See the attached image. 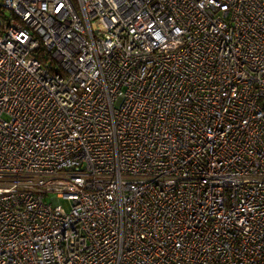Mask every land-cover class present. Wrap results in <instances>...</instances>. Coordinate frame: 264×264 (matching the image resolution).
Listing matches in <instances>:
<instances>
[{
  "label": "built area",
  "instance_id": "obj_1",
  "mask_svg": "<svg viewBox=\"0 0 264 264\" xmlns=\"http://www.w3.org/2000/svg\"><path fill=\"white\" fill-rule=\"evenodd\" d=\"M0 264H264V0H0Z\"/></svg>",
  "mask_w": 264,
  "mask_h": 264
}]
</instances>
